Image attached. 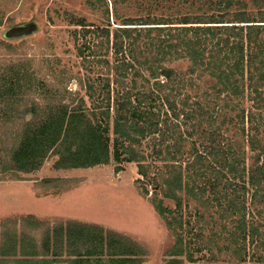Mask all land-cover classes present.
Instances as JSON below:
<instances>
[{
  "label": "trees",
  "instance_id": "16d2710c",
  "mask_svg": "<svg viewBox=\"0 0 264 264\" xmlns=\"http://www.w3.org/2000/svg\"><path fill=\"white\" fill-rule=\"evenodd\" d=\"M88 3L103 8L93 20L68 15L80 60L65 80H76L67 93L78 100L25 124L13 167L32 172L48 151L55 169L134 163L140 194L174 239L164 264L203 251L208 261L264 264V0H113V21L105 0ZM5 15L0 7V25ZM28 76L12 63L1 95L24 93ZM85 228L59 227L54 245L102 242L100 228ZM69 253L90 263L89 248ZM115 255L110 264L135 262L133 251Z\"/></svg>",
  "mask_w": 264,
  "mask_h": 264
},
{
  "label": "rangeland",
  "instance_id": "374dc122",
  "mask_svg": "<svg viewBox=\"0 0 264 264\" xmlns=\"http://www.w3.org/2000/svg\"><path fill=\"white\" fill-rule=\"evenodd\" d=\"M88 1L95 0H0L11 19L0 25V75L13 63L31 77L29 89L18 96L4 97L0 85V264H74L69 252L79 249L82 254L87 248L89 264H110L122 257L115 255L119 248L133 251L131 264H164L173 246L163 219L139 192L134 163L110 160L86 168L55 169V157L48 151L32 172L13 167L12 153L25 124L34 116L43 117L60 101L75 104L78 100L67 93L69 88L76 89V80H65L68 68L75 73L80 60L70 36L79 27L69 22L68 15L80 14L87 21L96 18L103 8L94 12ZM105 1L113 21V0ZM122 7L117 3L119 11ZM129 10L130 14L135 11ZM170 66L183 70L186 63L171 62ZM32 107L36 112L25 114ZM165 204L172 206L169 201ZM71 222L81 223L90 232L100 228L102 242L82 238L66 244L58 239L55 246L56 229ZM13 240L17 248L7 252ZM33 250L37 251L34 256ZM205 255L206 251L195 252L196 262L183 264H224L222 257L208 261Z\"/></svg>",
  "mask_w": 264,
  "mask_h": 264
}]
</instances>
